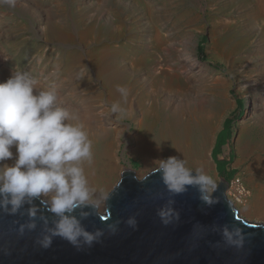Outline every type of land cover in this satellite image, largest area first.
<instances>
[{
    "label": "rangeland",
    "instance_id": "rangeland-1",
    "mask_svg": "<svg viewBox=\"0 0 264 264\" xmlns=\"http://www.w3.org/2000/svg\"><path fill=\"white\" fill-rule=\"evenodd\" d=\"M257 2L16 0L14 8L0 5V82L13 71L26 72L37 81V91L55 88L64 107L82 104L81 115H87L88 103L106 109L103 114L115 128L114 147L110 162L99 153L105 161L99 160L103 163L89 182L105 195L127 169L142 180L156 171L159 159L177 156L193 170L203 167L216 188L223 179L231 185L241 181L252 204L255 188H264V129L256 122L264 113V18ZM164 71L219 79L223 88L216 86L214 93L221 95L202 113L198 107L207 101L208 91L201 90V80L200 97L187 91L174 97L152 84ZM118 85L127 87V101L121 100ZM117 101L125 114L111 112ZM192 113L217 124L206 147L201 133L193 139ZM204 124L200 122V131ZM244 127L248 132L242 146ZM187 128L189 144L183 136ZM144 143L151 146L145 152ZM170 143L175 152L167 147ZM12 151L15 155V147ZM234 206L243 220L264 225ZM99 212L106 213V201Z\"/></svg>",
    "mask_w": 264,
    "mask_h": 264
},
{
    "label": "clouds",
    "instance_id": "clouds-1",
    "mask_svg": "<svg viewBox=\"0 0 264 264\" xmlns=\"http://www.w3.org/2000/svg\"><path fill=\"white\" fill-rule=\"evenodd\" d=\"M15 2L0 0V5L14 8ZM36 83L22 71H13L0 82V210L16 215L28 205V222L21 224L19 231L35 230L39 216L44 227L37 243L43 248L50 247L57 236L76 247L91 245L103 230L90 232L82 221L96 214L100 204L110 198L90 185L86 173L85 166L90 168L94 163L93 141L78 109L64 107L66 101L55 88L37 91ZM117 91L121 100L127 101V87L118 85ZM111 112L123 115L125 109L117 101L111 105ZM8 160L12 163L5 162ZM186 164L177 156L159 159L156 172L167 191L179 195L195 187L204 203H216L213 177L203 167L193 170ZM173 203L169 200L158 209L165 225L178 219ZM45 212L54 219L49 221ZM126 223L133 228L137 224L135 217H129ZM219 232L226 245L243 247L245 234L239 225H220Z\"/></svg>",
    "mask_w": 264,
    "mask_h": 264
},
{
    "label": "water",
    "instance_id": "water-1",
    "mask_svg": "<svg viewBox=\"0 0 264 264\" xmlns=\"http://www.w3.org/2000/svg\"><path fill=\"white\" fill-rule=\"evenodd\" d=\"M227 187L223 179L213 193L217 202L209 206L195 187L173 195L156 171L142 180L125 171L106 200V213L98 209L82 221L88 231L101 229L103 235L79 247L59 236L53 237L50 247H41L37 240L44 225L39 216L35 230L21 233L20 225L29 219L28 205L16 215L0 210V264H264V225L239 216L226 196ZM169 200L179 216L165 225L157 212ZM34 203L39 205V200ZM129 217L136 219L134 228L126 223ZM224 224L239 225L245 234L243 247L224 243L219 232Z\"/></svg>",
    "mask_w": 264,
    "mask_h": 264
},
{
    "label": "bare ground",
    "instance_id": "bare-ground-1",
    "mask_svg": "<svg viewBox=\"0 0 264 264\" xmlns=\"http://www.w3.org/2000/svg\"><path fill=\"white\" fill-rule=\"evenodd\" d=\"M257 3L259 4L258 5V15H259V17H261L263 19L264 18V0H258ZM262 61H264V60H262ZM263 64H264V62H262V67H263L262 68V74L264 76V65ZM191 72L192 71H190L188 74H181V73H178L177 71H172V72L164 71V72H161L160 77H155L153 79L152 84H153V86H156V87H158V85H161L162 88L168 94H170V96H172L173 94H176V95L183 94L187 91L189 93V95H190V93H192V94L197 93L198 96L200 97L199 92H201V91H200V89H198L197 84L201 80V82H200L201 83V90L205 89V91H208V93H206L207 94V101L204 104L200 105L198 108H201L202 109L201 112L202 113L204 112L206 114L204 109L208 110V108H212L211 104H213L214 101H216V98L221 95V94H219L218 96H216V94H215L216 92L214 93V91L217 89L216 86L217 87H218V85H220V87L223 86L222 81L219 79H213L211 82H209L210 80L206 79L208 77V76H206V74H199L197 76L195 74V72H193V75H190ZM262 80H263L262 84L264 86V77L262 78ZM207 83H209L210 85H208ZM190 87H192V88H190ZM221 88H223V87H221ZM197 101H200V100L196 99V102ZM261 102L264 103V96H263ZM186 103H188V102H186ZM194 104H195V108H197L196 106L198 104L197 105H196V103H194ZM82 106H83L82 104H79L77 102L76 103H69L67 105L68 108L78 109L79 117L84 122V124L86 125V127L89 131V134H90V138L93 141L94 163L90 168L88 166H85L86 167V173L88 175V179L90 182L91 177L94 176V173L97 169V166L98 165L101 166L103 163L102 161L101 162L99 161L100 159L103 160V155L99 154V153L106 154L107 158L110 162V159H111L110 154L112 155V149L114 147V145H113V138H114L113 134H114L115 128H114L113 124H111L113 122L112 118L109 116H105V114H103L104 112H106V109L100 110L99 105L95 106L91 103H88L87 106L84 108V111H83L88 115V118H86L87 115L86 116H84L83 114L81 115ZM186 106H189V105L187 104ZM190 106H192V105H190ZM185 109L188 110V108H185ZM247 109H248V106H247ZM178 110L180 111L181 109H178ZM182 111H183V109H182ZM189 111H190V109H189ZM174 112H176V110ZM262 112H264V109ZM192 114L195 117V118L192 117L195 121V125L193 127V129L195 131L193 129H191V130H193L194 132L197 131V134L194 136L193 139H196L198 133H201V137H203L202 138L203 139L202 145L204 147H206L208 140L210 139L212 133L214 132V129H215L217 124H216V122L212 121V119L210 117H202L197 113H192ZM171 116H172V118L174 117L173 115H171ZM201 121L206 123V124H204V127H203L204 130L201 129L202 131L199 130ZM256 122L258 124L257 126L262 127L264 129V113L262 115H260V117L256 120ZM182 123L184 124L183 121H182ZM192 123H193V121H192ZM248 125H249V123L245 124L246 127ZM191 126H193V125H191ZM186 131L188 132V134L187 135L185 134L183 136L186 138V143L189 144L188 140L190 138L191 132L189 133V128H187ZM247 132H248L247 128L245 129V127H244V131L241 133V136H240V143L242 144V146L245 145L244 141L247 137ZM193 143L195 145L198 144L196 141H194ZM102 146L106 147V150L103 151L101 149ZM185 146H187V145H185ZM167 147L171 149L170 152H175L176 147H175L174 143L168 144ZM149 148H151V146L144 143V150H141V151L145 152ZM187 148H188L187 151H189V146ZM106 155H104V156H106ZM107 158H106V160H107ZM103 161H105V160H103ZM5 162L11 164L12 160H8ZM108 166H110V164ZM103 169H104V166H103ZM126 171H131V170L127 169ZM226 194L231 197L230 199L232 200V202L233 203L235 202V204L238 205L239 208H245L244 212H245L246 217H248L249 219H252V220H256V221H264V188L263 187L262 188L261 187L255 188V196H254V199L252 200V204L251 203L248 204V202H249L248 200L250 199L252 194L247 192L246 188L241 185V181H237L236 183H234L232 185L229 183L227 190H226ZM246 205H248V208L246 207Z\"/></svg>",
    "mask_w": 264,
    "mask_h": 264
},
{
    "label": "built area",
    "instance_id": "built-area-1",
    "mask_svg": "<svg viewBox=\"0 0 264 264\" xmlns=\"http://www.w3.org/2000/svg\"><path fill=\"white\" fill-rule=\"evenodd\" d=\"M236 182V181H235ZM234 183V182H233ZM226 196H227V194H226ZM227 198L230 200V198L227 196ZM231 202H232V200H230ZM233 203V202H232ZM234 204V203H233Z\"/></svg>",
    "mask_w": 264,
    "mask_h": 264
}]
</instances>
